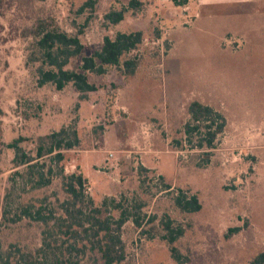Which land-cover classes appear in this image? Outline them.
<instances>
[{"label": "rangeland", "instance_id": "1", "mask_svg": "<svg viewBox=\"0 0 264 264\" xmlns=\"http://www.w3.org/2000/svg\"><path fill=\"white\" fill-rule=\"evenodd\" d=\"M88 1L0 0V264H61L71 245L82 264H102V226L124 243L117 264H250L264 252V0ZM122 9L121 22L106 20ZM40 23L79 35L83 51L67 66L77 72L105 37L140 31L143 41L118 66L85 73L95 91L57 90L28 60ZM192 101L227 120L214 149L186 138ZM62 128L79 139L63 161L32 179L15 168L9 144L35 157ZM61 167L86 180L68 211ZM183 195L201 209L183 211Z\"/></svg>", "mask_w": 264, "mask_h": 264}, {"label": "trees", "instance_id": "2", "mask_svg": "<svg viewBox=\"0 0 264 264\" xmlns=\"http://www.w3.org/2000/svg\"><path fill=\"white\" fill-rule=\"evenodd\" d=\"M177 2L178 0H174ZM94 0L86 2L84 7L92 6ZM131 7H136L137 2L132 0ZM125 9L113 10L105 15L108 22L117 24L124 19ZM82 32H80L81 34ZM35 40L32 52L29 55V61L39 63L37 68L39 85L53 84L57 90H63L69 83H72L81 93H89L96 90V87L88 80L86 72L103 74L107 66H118L122 57L135 50L143 41V34L140 31L131 33H118L114 39L105 37L103 46L95 51L90 57L83 59L81 69L83 72L68 69L70 61L77 58L83 51V44L79 35H71L57 26H47L40 23L34 31ZM136 59H129L124 62L126 73L133 74L137 68ZM190 115L189 120L184 125V132L189 141L197 139L194 147L199 149H214L218 136L224 131L227 125L225 117L208 105L199 101H192L188 106ZM1 113V109H0ZM18 140L12 142L7 147L15 150L14 164L15 168L24 167L28 179L39 172L38 167L50 164H58L65 159V151L78 146L79 139L77 132L62 128L58 132H53L40 138V144L37 146L36 156L27 154L18 146ZM45 159H48L45 160ZM42 161V162H39ZM51 171V170H50ZM39 185H44L49 181H43L40 172ZM63 186L69 198L64 202L66 211L69 207L76 208L84 196V185L86 180L81 173L65 175L64 167H61ZM178 206L186 212H197L201 209V204L196 195L177 198ZM40 214V213H39ZM40 219L43 217L40 215ZM100 222V221H99ZM123 221L118 223V229ZM47 225V223H46ZM70 228V227H68ZM67 228L66 233L70 232ZM105 234L98 240L97 249L100 252L102 264H117L125 257L124 243L119 234H114L108 227L102 226ZM238 228L235 229L237 231ZM100 232L97 233L99 235ZM174 230L168 234V242L171 245L170 251L174 258H177L176 247L173 246L176 236ZM48 248L54 249L52 244H46ZM73 251L82 252L75 246H69L65 253L61 251L57 261L61 264H82L81 259L72 255ZM36 261V260H35ZM32 256L22 258L19 264H35ZM250 264H264V252L258 253Z\"/></svg>", "mask_w": 264, "mask_h": 264}]
</instances>
